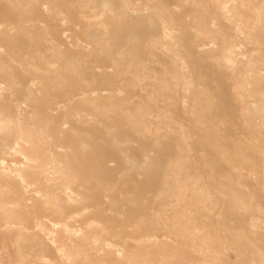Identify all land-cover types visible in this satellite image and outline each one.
<instances>
[{"label":"rangeland","instance_id":"374dc122","mask_svg":"<svg viewBox=\"0 0 264 264\" xmlns=\"http://www.w3.org/2000/svg\"><path fill=\"white\" fill-rule=\"evenodd\" d=\"M263 3L0 0V264H264Z\"/></svg>","mask_w":264,"mask_h":264},{"label":"bare ground","instance_id":"6f19581e","mask_svg":"<svg viewBox=\"0 0 264 264\" xmlns=\"http://www.w3.org/2000/svg\"><path fill=\"white\" fill-rule=\"evenodd\" d=\"M262 4V3H261ZM264 4V3H263ZM260 5V4H259ZM257 10L256 12L254 13L255 14V20L252 24L251 27H248L247 28V32L248 34L250 35L251 31H255L256 29L258 28H261L264 30V5L262 6H257ZM243 23V22H242ZM241 23V24H242ZM246 23V22H245ZM240 24V25H241ZM244 24V23H243ZM251 24V23H250ZM245 25V24H244ZM242 25L244 28L242 30L245 29L246 26ZM247 25V24H246ZM241 26V27H242ZM244 32V31H243ZM261 34H264V32ZM250 43V42H249ZM251 44H252V48H251V53H248L246 51H242L239 49H234V56H238V55H241L242 57H245L246 61H248L249 63L251 64H255V63H260V64H263L264 65V59H263V56L261 55V52L263 51H260L261 49L259 48V45H258V40L256 41L254 39V37L252 38V41H251ZM263 54V53H262ZM3 97V96H2ZM251 97H252V101L250 103H248L247 105V108H248V111H249V114H250V117H256V116H262L263 115V109L261 108L260 110H258V107L259 106V103L261 102V100L264 98V96H262L261 93L257 92V91H253L251 93ZM6 100V99H5ZM41 104V103H40ZM39 104V105H40ZM42 106V105H41ZM44 106V105H43ZM261 106V105H260ZM37 108V107H36ZM44 108V107H43ZM45 109V108H44ZM38 110V108H37ZM39 112V111H38ZM45 112V111H44ZM47 112V111H46ZM45 112V114H46ZM36 113V112H35ZM42 114V113H41ZM43 116V114H42ZM45 116V115H44ZM43 116V117H44ZM47 116V115H46ZM45 116V118H47ZM39 118V117H37ZM36 118V119H37ZM38 120V119H37ZM45 120V119H44ZM43 121V120H42ZM40 121V122H42ZM23 130V129H22ZM23 132V131H22ZM25 133V132H24ZM21 135V134H20ZM24 136V134H23ZM20 137V136H19ZM21 141L22 138H21ZM18 143H19V140H18ZM25 144V143H24ZM22 145V143H21ZM22 147H24V145H22ZM21 148V146H20ZM25 151V150H24ZM25 164V162H24ZM38 165V164H37ZM36 166V165H35ZM40 167H43V166H40ZM36 168V167H35ZM40 169V168H39ZM28 195V194H27ZM248 206V202L247 200L242 197L241 195L240 196H236V195H231L230 197V200H229V207L231 209H237V208H240V209H245V206ZM260 222V221H259ZM257 226H259L258 224H256ZM256 227V226H255ZM252 229V228H251ZM238 240V239H237Z\"/></svg>","mask_w":264,"mask_h":264}]
</instances>
